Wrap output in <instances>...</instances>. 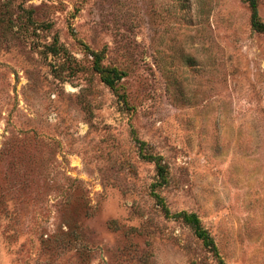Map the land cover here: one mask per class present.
<instances>
[{
  "label": "rangeland",
  "instance_id": "1",
  "mask_svg": "<svg viewBox=\"0 0 264 264\" xmlns=\"http://www.w3.org/2000/svg\"><path fill=\"white\" fill-rule=\"evenodd\" d=\"M220 260L264 264L250 0H0V264Z\"/></svg>",
  "mask_w": 264,
  "mask_h": 264
},
{
  "label": "trees",
  "instance_id": "2",
  "mask_svg": "<svg viewBox=\"0 0 264 264\" xmlns=\"http://www.w3.org/2000/svg\"><path fill=\"white\" fill-rule=\"evenodd\" d=\"M252 8V28L255 32L264 34V22L260 19L258 12V5L256 0H250ZM96 70L101 74L103 81L106 85L115 89L117 81L121 78V74L115 68L104 67L101 65L100 58L98 57ZM149 158L152 162H155L158 169L159 177L165 182L166 180V166L163 164L162 157H155L151 155ZM167 210V209H166ZM168 213V210L166 211ZM179 217L183 218L189 223L194 229L196 234L205 241L206 245L219 257L218 248L215 244L214 239L210 235L209 231L204 228L201 224L199 217L196 214L180 213ZM219 264H225L222 260Z\"/></svg>",
  "mask_w": 264,
  "mask_h": 264
}]
</instances>
